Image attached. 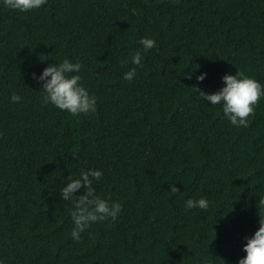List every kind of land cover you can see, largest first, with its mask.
I'll return each instance as SVG.
<instances>
[{
  "label": "trees",
  "instance_id": "obj_1",
  "mask_svg": "<svg viewBox=\"0 0 264 264\" xmlns=\"http://www.w3.org/2000/svg\"><path fill=\"white\" fill-rule=\"evenodd\" d=\"M65 59L94 114L45 102L33 74ZM236 72L264 89V0H0V264H238L264 218V96L245 128L193 89ZM88 170L122 210L77 242L59 193ZM201 198L206 210L186 207Z\"/></svg>",
  "mask_w": 264,
  "mask_h": 264
},
{
  "label": "clouds",
  "instance_id": "obj_2",
  "mask_svg": "<svg viewBox=\"0 0 264 264\" xmlns=\"http://www.w3.org/2000/svg\"><path fill=\"white\" fill-rule=\"evenodd\" d=\"M172 3L179 4L180 0H171ZM46 0H3L4 6L11 10L19 12H30L45 5ZM136 14V10H132ZM139 44L147 52L157 47L153 39L142 38ZM142 56L137 51L132 57V63L141 65ZM127 63V61H124ZM82 65L79 62L73 63L68 59L59 64H52L43 69L39 77L33 74V79L38 83L42 82V90L45 94V102L51 103L56 108L66 111L73 116L79 114H89L96 112L97 100L90 95L85 87L82 86L81 76L76 74L81 71ZM136 76L135 68L130 69L124 74V79L132 81ZM206 73L196 77L197 81H203ZM191 78V73L186 75ZM224 86L213 94H206L197 87H193L198 93V97L203 102L211 105L222 104L224 116L231 125L236 127H248V118L254 115L255 107L259 104L264 89L255 79L245 75L244 72H236L235 75H225L222 77ZM12 102L18 103L21 100L19 95L13 94ZM75 158V154L72 156ZM103 173L98 170H88L81 172L79 179L69 178V182L60 190V196L63 200L74 205L71 211V217L74 228L71 237L79 242L80 233L88 229L93 223L105 221L107 219L115 220L122 210V205L118 202L109 204L108 200L102 199L96 194L93 187L94 181H99ZM81 188L84 194L76 196ZM170 191L175 193L178 189L171 187ZM264 204V201H260ZM188 209L200 208L206 210L208 201L204 198L199 200L189 199L186 202ZM259 228L251 238H246L247 243L243 247L246 256L238 261V264H264V218L259 220Z\"/></svg>",
  "mask_w": 264,
  "mask_h": 264
}]
</instances>
